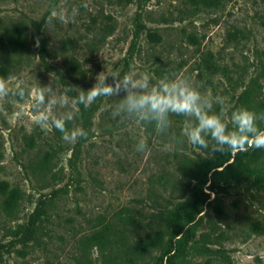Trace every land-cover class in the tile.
Wrapping results in <instances>:
<instances>
[{
	"label": "rangeland",
	"instance_id": "374dc122",
	"mask_svg": "<svg viewBox=\"0 0 264 264\" xmlns=\"http://www.w3.org/2000/svg\"><path fill=\"white\" fill-rule=\"evenodd\" d=\"M53 6L76 14L50 29ZM16 25L23 28L19 51L0 37L7 68L0 79L13 88L24 81L28 95L0 101V264H152L161 255L160 248L141 256L116 249L115 260L105 261L84 240L106 223L128 242L156 230L165 241L180 238L163 257L167 264H264V148L233 150L202 183L192 175L208 157L202 150L170 143L154 126L114 119L116 98L97 99L84 129L81 105L71 103L77 91L69 94L56 112L77 113L66 126L87 137L74 145L55 128L35 126L31 111V89L40 85L87 90L102 71L153 82L174 72L202 85V94L226 98L231 130L240 93L253 87L252 97L264 96V0H0V31ZM187 119L170 115L169 133L179 136ZM142 139L150 151H136ZM234 156L256 164L259 181Z\"/></svg>",
	"mask_w": 264,
	"mask_h": 264
},
{
	"label": "clouds",
	"instance_id": "9594fccd",
	"mask_svg": "<svg viewBox=\"0 0 264 264\" xmlns=\"http://www.w3.org/2000/svg\"><path fill=\"white\" fill-rule=\"evenodd\" d=\"M75 14L74 9L72 17H69L66 12L53 6L52 15L45 23L50 29H54L55 20L64 23L74 18ZM35 42L39 46L38 37ZM66 85L61 91L54 90L52 84L31 89L34 125L55 128L66 144L74 145L87 137V132L82 127L69 129L66 126L76 118L77 113L56 112L58 107H67L69 94L77 91V95L71 99L73 105L88 108L101 97L116 98L111 105L114 119H131L144 126H154L156 133L166 136L170 143L182 144L186 140L209 157L215 153L247 150L248 147L264 148V128L260 127V124H264V112L258 113L245 107L235 108L231 111L232 129L229 130L223 120L226 98L213 96L210 91L202 94L198 90L202 85L194 86L188 78L174 72L165 73L153 82L147 74L128 72L121 75L120 72L102 71L96 75L95 83L87 90L76 85ZM27 95L28 86L24 81H18L13 88L6 80L0 79V101H6L12 96L20 103ZM214 105L220 106L219 113L213 111ZM3 107L4 104L0 103V109ZM172 114L188 118L179 136L169 133ZM136 151H150L145 140L137 143Z\"/></svg>",
	"mask_w": 264,
	"mask_h": 264
},
{
	"label": "trees",
	"instance_id": "16d2710c",
	"mask_svg": "<svg viewBox=\"0 0 264 264\" xmlns=\"http://www.w3.org/2000/svg\"><path fill=\"white\" fill-rule=\"evenodd\" d=\"M22 32L23 28L19 25L5 29V32L0 31V37H2L3 39L2 44L5 46V48H7V50L19 51L21 49ZM135 36H137V32L135 33ZM41 43L42 48H45V41L42 40ZM6 74L7 68L4 66H0V78L6 76ZM251 88L253 89V87H250L244 89L240 93L239 100L242 103L241 107L248 108L249 110L256 111L258 113L264 112V96L261 98L252 97ZM97 106L98 101L93 103L89 107V109H86L84 105L80 106L84 129L89 126L91 117L95 112ZM260 127L264 128V124H260ZM241 150L244 151L243 153H246V150ZM230 158H232V152H226L224 154L215 153V155L212 157L208 156L201 160H198V162L196 163V167L192 172V175L194 176L193 178H196L202 183H205L207 180V173L209 171L213 172L217 170V167L230 160ZM235 159L236 161H238L240 167H242L243 169H248L249 172L254 173L255 177H257L259 181V174L261 173V170L256 168V164H253L251 166L250 164L243 161L241 157L237 159V157L234 156L233 161ZM19 197L20 196L10 197L9 201L12 202L11 208L17 205ZM127 217L129 220H132L131 216ZM115 230L117 232H115ZM111 232H113V234H111ZM163 235L164 233L161 230H156L152 234L148 233L143 237L134 239L132 242H128L122 230H117L111 223H106L103 224L100 228L91 232L89 235L85 236L84 243L96 246L102 252L105 261L115 260L112 257V252H114L116 249H125L124 251L131 250L132 252H135L137 255L141 256L143 253L150 252L154 248H160L161 255L155 257L152 264H167L163 261V257L169 256L172 252V247L180 243L181 239L177 238L174 241L171 236L168 238V240L165 241ZM113 264H117V262L115 261Z\"/></svg>",
	"mask_w": 264,
	"mask_h": 264
}]
</instances>
